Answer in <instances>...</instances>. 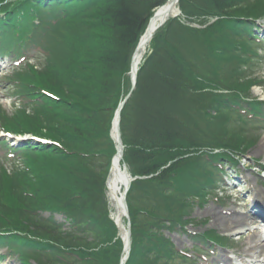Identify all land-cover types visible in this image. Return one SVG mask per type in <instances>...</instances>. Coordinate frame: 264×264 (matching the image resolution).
Instances as JSON below:
<instances>
[{
	"label": "trees",
	"instance_id": "obj_1",
	"mask_svg": "<svg viewBox=\"0 0 264 264\" xmlns=\"http://www.w3.org/2000/svg\"><path fill=\"white\" fill-rule=\"evenodd\" d=\"M165 1L0 0V39L47 63L17 66L11 83L23 112L17 121L0 119L8 131L46 140L11 149L14 161L22 160L14 176L0 166V246L19 264H120L123 240L101 208L116 153L110 131L131 90L136 45ZM180 8L190 22L216 20L196 28L176 18L159 28L121 110L124 161L139 177L127 194L126 264L192 261L165 230L186 232L190 210L214 193L227 162H239L251 146L234 138L229 124L264 120V103L249 93L259 83L241 75L243 61L255 56L251 29L264 17V1L180 0ZM190 236L198 249L228 246L213 231Z\"/></svg>",
	"mask_w": 264,
	"mask_h": 264
},
{
	"label": "rangeland",
	"instance_id": "obj_2",
	"mask_svg": "<svg viewBox=\"0 0 264 264\" xmlns=\"http://www.w3.org/2000/svg\"><path fill=\"white\" fill-rule=\"evenodd\" d=\"M256 1L261 3L264 0ZM184 18H180L181 22L185 24L188 23ZM192 20L193 25H199L201 19L193 18ZM214 20L216 19H208V21L211 22H214ZM255 25L257 28L254 26L251 29L254 33L253 35L259 37V40H257L252 36V51H255V56L251 61H243L244 64L241 65V75L244 76L245 80L248 79L252 82L255 81L259 83V85L255 84L251 88L249 92L251 94L250 100L254 101V99H256L264 103V17ZM20 42V40H16V44ZM9 43L10 42H7V44ZM31 43L33 42L27 40L24 44L25 46H30ZM25 52L26 51H22L21 55ZM247 57H251V53H248ZM18 60H14L10 55L4 61L0 58V119L5 118L17 121V118H19L23 112L21 105L23 104V98L16 94L17 85L13 82L11 83L14 72L11 71V69L18 63ZM31 63L32 65L34 64L33 66H35L37 70L45 68L47 65L45 57L42 54H38L37 58L31 61ZM9 73L12 74L10 77L7 76ZM130 83L131 78L128 85H130ZM28 108L29 107L26 109ZM261 111L264 115V105H261ZM242 124V121L236 123L231 122L229 124L231 127L228 131L233 134L234 138L238 136V140L245 142L244 146L247 143L251 146H249L244 155L238 157V159H240L239 162H227L225 171L221 172L219 179L217 178L218 184L213 190L214 193L206 198L205 203L202 205L196 204L195 208L190 210L189 216H186V219H191V222L187 224L189 226L186 228V232L184 230H181V232L180 230L175 232L168 231L167 229L165 230V237L170 239L175 251L188 252L187 256L191 258L192 261L189 263L187 262V264H224V259H226L229 264H243L244 261L249 264H256L253 261L254 258L247 256L245 252L258 242L257 232L261 230L262 233L264 230V222L254 214L255 211L259 212L261 209L264 212V151L259 150L260 146L264 144V120L250 118L247 124ZM1 140H5L9 144L16 142V139L11 141V139L4 136L2 131H0V142ZM2 145L3 143H0V166L5 167L6 173L14 176L12 172L15 169L21 168L22 160L14 161V159H6L5 156H3L4 148ZM101 162H103V160H101ZM1 167L0 179L2 176V169H4ZM101 198L103 203L101 208H106L108 216L113 218L112 211L115 208H113L110 197H108L107 187L103 190ZM213 213H221L227 216V219L223 222H215ZM55 219L56 221L65 222V218L62 215H56ZM142 219H144V217L140 218V220ZM242 219H246L248 222L245 223H249V225L251 223L252 228L249 229L248 227L242 226L243 223L239 224ZM124 224L126 225V219H124ZM65 228H67V226H65ZM208 231L216 232L217 235L219 234L227 239L226 242L229 245L227 246L229 250H224L219 247L218 249H214L213 247L215 246L209 245L211 243H204L205 245L201 244L199 249L194 247L195 244H193L194 241L190 235L192 233H207ZM263 233L260 241L262 244H264ZM80 241L81 240L72 244L74 246H80ZM87 241L89 243L90 241H92V243L96 242L91 235L88 237ZM5 254L6 248L2 245L0 247V255L5 256ZM178 260L179 258H176V260L170 262V264H176ZM262 260H264L263 257ZM0 264L18 263L15 258L8 256L0 258ZM31 264L38 263L32 261ZM257 264H264V261Z\"/></svg>",
	"mask_w": 264,
	"mask_h": 264
},
{
	"label": "bare ground",
	"instance_id": "obj_3",
	"mask_svg": "<svg viewBox=\"0 0 264 264\" xmlns=\"http://www.w3.org/2000/svg\"><path fill=\"white\" fill-rule=\"evenodd\" d=\"M172 1L173 0H166L163 5L158 6L154 10V12H158L159 14L156 17H154V19L151 20L150 23L149 22L147 23L148 25H147L146 29L144 30L142 37L140 38L141 42L139 41L140 42V48L138 49V51L135 53V56H134L135 57L134 62H133L134 72L136 70L138 71L141 64L144 62L145 57H146L145 55L147 54V52L149 51V49L151 47V45H150L151 41L155 37V33L158 31L159 25L162 24V22L165 21L166 18L169 16V10L173 9V5H172L173 2ZM179 3L180 2H178L176 4V7H179ZM170 18H172V17H170ZM167 21H168V19H167ZM167 21H165V24ZM148 27H149V29L147 30ZM151 35L153 36L152 39H148L149 36H151ZM117 120H118V118H116L114 128H113V133L115 134V136L117 135V133H116V128H117V124H118ZM259 150L264 151V144L262 146H260ZM111 165H112V169L109 173L108 181L106 182L108 197H110L111 204H112L113 208H115L112 211L113 218L117 222L118 226H120V228L122 229V234L126 239V237H127L126 234H127L128 228L124 224V219H127V218H125V214L127 212L125 210V207H123L124 202H123L122 196L124 195V191H125V188L127 186V177L125 175L122 157L120 155H118V157H116L112 161ZM213 214H214V221L215 222H223V221H225V219H227V216L222 215L221 213H213ZM254 214L256 216H258L259 218L260 217L264 218V212L262 209L259 212L255 211ZM245 222H248V221H246V219H242V221H240L239 224L243 223L242 226L248 227L249 229L252 228L251 223L249 225V223H245ZM262 233H263V231H262ZM262 233H261V230H260V232H257V238H258L259 243L258 242L255 243V245H252L251 248L245 252L247 256L254 258L253 261L256 264L262 263V261H264V260H262V257L264 259V244H262L260 242L261 238H262ZM223 262H224V264H229V262L226 259H224ZM243 264H249V263L244 261Z\"/></svg>",
	"mask_w": 264,
	"mask_h": 264
},
{
	"label": "water",
	"instance_id": "obj_4",
	"mask_svg": "<svg viewBox=\"0 0 264 264\" xmlns=\"http://www.w3.org/2000/svg\"><path fill=\"white\" fill-rule=\"evenodd\" d=\"M172 5H173V9H170L169 10V16L166 18L165 21H167V19H169L170 17L172 18H176V16H179L182 12L180 11L179 7H176V4L179 2V0H173L172 1ZM159 13L158 12H155L154 16L150 19L149 23L151 22V20L154 19V17H156ZM165 21L162 22V24L159 25V27L163 26L165 24ZM150 26V25H149ZM158 27V28H159ZM149 29V27L147 28V30ZM147 32V31H146ZM152 35L149 36L148 39H152ZM141 42V41H140ZM140 42L138 43V47L136 48L135 50V53L138 51V49L140 48ZM135 53L133 54V60H132V63H131V73H130V78L132 79V84H131V91L128 93V95L126 96V98L124 99V101L118 106L117 108V112H116V115H115V118L113 120V127H112V130H111V133H112V139L114 140V142L117 144L116 146V155L114 156L113 160L118 157V155H120L122 157V159H124V143L122 142V136H121V132H120V118H121V109L124 107V105L126 104V102L128 101V99L130 98V96L132 95V93L136 90V84H137V75H138V71L136 70L134 72V68H133V62H134V59H135ZM116 118H118L117 122V128H116V133L117 135L115 136V134L113 133V128H114V124H115V120ZM112 160V161H113ZM124 164V170H125V175L127 177V186L125 188V191H124V195L122 196L123 197V207H125V210H126V214H125V218H127V237L125 239V237L123 236L122 234V229L120 228V226H118L117 222H116V225H117V228L119 229V235L121 236L122 239H124V242H125V245H124V250L126 251V256L123 258L121 264H125L126 263V260L128 259L129 255H130V252H131V243H132V239H131V228H130V218H129V207L127 206V193L129 192L130 190V184L132 181L136 180L137 177H134L133 175H131V173L128 171V166L127 164L123 163ZM112 169V167H111ZM111 171V170H110ZM110 173V172H109ZM109 178V177H108Z\"/></svg>",
	"mask_w": 264,
	"mask_h": 264
}]
</instances>
